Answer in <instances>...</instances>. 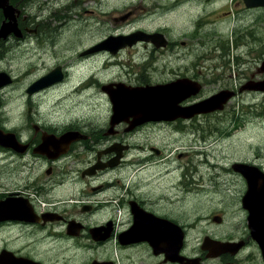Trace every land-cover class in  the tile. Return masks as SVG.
<instances>
[{"label": "flooded vegetation", "instance_id": "1", "mask_svg": "<svg viewBox=\"0 0 264 264\" xmlns=\"http://www.w3.org/2000/svg\"><path fill=\"white\" fill-rule=\"evenodd\" d=\"M222 1L203 0L195 2V5L202 7ZM226 2L227 6L218 8L217 12L220 17H231V28L238 29L236 24L242 28L246 25V20L252 16L253 18L248 20L252 22L250 25H257L264 31V5L250 6L246 0ZM134 3L136 10H130L126 20L116 21V26L138 27L118 29L115 34L141 30L158 33V36L140 38L136 35L141 33H135L127 36L132 38L120 37V40L115 38L117 43L131 41V45L118 48L115 52H112V47L111 51L100 49L88 54H82L84 51L82 50L79 56L87 60L92 55L95 58L104 55L102 63L109 58L114 60V63L117 59H124L121 69L124 70L125 76L118 75V80L110 83H118L119 86L135 90L153 86L167 87L169 92L175 95L173 101L178 108L195 105L223 90L230 91L233 95L225 103L222 111L195 114L191 118L174 116L167 120L146 122L125 120L126 122L115 125L106 122L88 128L75 124H59L54 120L25 121L28 124L26 127L24 124L0 119V264H179L172 261L170 252L171 245L177 241L179 235L187 232L184 217L181 219L180 216L185 210L183 203L177 205L179 199L171 198L168 189L169 169H165V162L169 164L165 159V150L170 147L158 140L163 138V130L170 125L177 131L185 132L190 125L199 126L200 122H206L208 117H216L235 106L244 113V94L248 95L250 91H240V88L245 87L247 81L254 77L264 79V59L250 71L246 81L231 84L219 80L218 77L210 81L206 75H212L213 72L209 67H205L204 72L200 63L208 59L202 54L204 43L196 45L193 49L199 61L188 62L192 56L187 53L170 54L188 50L189 43L202 42L201 35L196 37L195 32L196 28L200 27V16L192 18L196 26L188 32L187 37H177L170 26L148 25V22L168 14L173 9L150 12L147 10L148 3L143 0L142 4ZM178 14V19L183 24L188 21V14L184 12ZM214 15L216 18L213 21H216L218 16L216 13ZM171 19L174 20V15ZM76 21L75 19L66 21L58 31L57 24L62 23L60 19L54 20L49 29L41 26L46 28L47 33L49 31V37L53 34L55 39L68 24L74 25ZM25 28L31 33L38 31L35 27ZM243 31L254 32L243 28L238 34L241 44H244ZM73 32L76 38L77 32L75 30ZM210 36H215V33ZM255 40L258 41L251 37L247 41L253 44ZM6 43L7 41L0 43V53L3 51V55L14 47L12 45L5 48ZM261 56H264V51ZM227 57L228 60L229 58L233 60V54L229 52ZM157 61L160 63L159 68ZM52 67L54 68V64ZM0 72L6 71L0 69ZM28 73L23 71L20 75ZM9 74L14 82L15 77ZM229 74L232 77L235 72ZM35 80L25 87L24 94L29 98L45 90L38 89L33 94L28 93L29 85ZM12 81L0 87V108L4 105L5 87ZM67 82L53 84L54 88L48 91H53L57 86L64 87ZM111 87H114V84ZM76 88L70 90L71 95H74ZM107 91L114 92L110 89ZM262 96L264 99V92ZM31 111L32 107L27 106V113L31 114ZM242 116L240 113L229 121L238 122ZM157 124H164L166 127L154 129ZM70 130L79 131V136L84 137L67 146H65L67 143L59 144L54 141V137L58 138ZM63 149L64 152L60 154L55 151ZM116 157L117 165L104 166ZM19 171H32L33 175L27 176L22 182H16L15 176ZM238 177L244 190L245 183L239 175ZM156 178L162 179L164 189L156 191L152 187V182ZM209 180L211 184H217L216 174ZM17 185L20 188H14ZM247 228L248 231L246 230L243 237H246L245 239L220 237L233 243L229 246L230 250L239 245L235 257L224 260L221 264L234 263L237 254L251 246L261 249L257 236L252 234L248 226ZM14 232L19 234L14 235ZM43 241L54 243V246L43 247ZM239 242L241 244H237ZM38 253H45L46 256H40ZM179 256H186L185 247L179 250ZM222 256L218 259L227 258V254Z\"/></svg>", "mask_w": 264, "mask_h": 264}, {"label": "rangeland", "instance_id": "2", "mask_svg": "<svg viewBox=\"0 0 264 264\" xmlns=\"http://www.w3.org/2000/svg\"><path fill=\"white\" fill-rule=\"evenodd\" d=\"M141 1L9 0L12 6L20 10L18 23L21 26L35 27L38 31L27 33L24 40L12 36L7 40L5 48L12 45L14 47H11L6 55H3V51L0 53V69L11 73L16 81L15 84L12 81L5 87L0 119L5 122L24 124L26 127L28 124L25 121L29 120L52 122L54 119V122L59 124H75L85 126V128L109 122L110 103L100 89V85L108 80L117 79L118 75L125 76L124 70L121 69L124 59H117L114 63V60L109 58L102 63L104 55H99L97 58L93 56L87 60L77 62L75 60L78 58L80 49L108 33L118 29L128 30L138 27L116 26V21L120 20H115V18L126 10L135 11L136 3L134 2L142 4ZM143 2L148 3L147 10L150 12L173 9L168 14L148 22V25L170 26L177 37H187L188 32L196 26L192 18L200 16V27H197L195 32L196 37L201 35L202 42L195 44L188 42V50H179L170 54L187 53L192 56L188 62L199 61L193 49L196 45L204 43L202 54L208 59L200 63L203 65L204 72L205 67H209L213 72L212 75H206L210 81L216 77L231 84L246 81L250 71L264 59V56H261L264 51L263 29L257 25H250L252 22L248 20L252 19V16L246 20V25L242 28L237 24L238 29L231 28V17H220L217 12L218 8L227 6L226 0L202 7H196L193 0H143ZM180 12L189 16L184 24L178 19ZM213 12L218 16L216 21H213L216 18ZM172 15H174V20L171 19ZM125 16L127 17L128 14ZM2 17L0 12V24L4 19ZM56 19L62 21L57 24L59 28L56 31L70 19L77 21L74 25L68 24L54 39L53 34L49 37L48 29L52 27V22ZM35 21L40 25L34 23ZM41 25L48 27V33ZM98 25L100 28H97ZM243 28L254 30V32L243 31L242 42L244 44H241L238 34ZM73 30L77 32L76 38ZM213 33L215 36H210ZM251 37H255L258 41L255 40L256 43L253 44L248 42L247 40ZM228 52L233 54V63L228 60ZM53 64L54 66L56 64L67 65V84L64 87L57 86L53 91L50 90L38 97L26 96L24 90L30 80L38 74L49 71ZM157 67H160L159 61H157ZM23 71L31 72V74L18 75L23 74ZM230 72H235V74L230 77ZM74 73H76V78L73 77ZM79 82L83 83L77 86L74 95H71L70 90L74 89ZM251 84V80L247 81L248 86L241 89L242 86L240 91L250 90ZM244 100V113L235 106L232 110L227 109L216 117H208V120L200 122L199 126L190 125L185 132L177 131L172 125L166 127L164 124H157L154 127V129L166 127L162 132L163 138L158 141L167 143L170 147L165 150V159L169 162V164L165 162V169H169L170 186L168 189L173 200H180L177 205L183 203L185 213L180 216L181 219L184 217L183 220L189 227L188 250L190 251H199L197 244L203 235L211 236V238L235 237L239 239L246 234V212L240 210L238 203L239 195L243 190L242 181L234 174L222 173V171H231L230 163L235 160H248L264 165V99L262 92L250 91L248 95L244 94ZM27 106L32 107L31 114L27 113ZM240 113L243 116L238 122L229 121L233 116H239ZM198 139L202 140L200 145L205 143L206 155L199 154V152L194 153L197 147L195 141ZM205 157L210 164L205 161ZM217 172H219V176H216L217 184H211L209 178L214 177ZM29 175H33L32 171H19L15 176L16 182L26 180ZM152 187L156 191L164 189L162 179L153 180ZM14 188L20 187L17 185ZM215 215L221 216V223H215L212 220ZM18 234L14 232V235ZM50 245L54 246V243L43 241V247ZM238 246L230 251L226 249V246L218 247L217 252L219 253L227 251L226 259L209 257L205 251H202L200 255L206 259V264H221L224 260L235 257ZM38 254L46 256L45 253ZM237 255L235 264H264L253 246ZM229 264L234 263L229 262Z\"/></svg>", "mask_w": 264, "mask_h": 264}, {"label": "bare ground", "instance_id": "3", "mask_svg": "<svg viewBox=\"0 0 264 264\" xmlns=\"http://www.w3.org/2000/svg\"><path fill=\"white\" fill-rule=\"evenodd\" d=\"M246 1L247 3H250L253 0H246ZM254 2L264 4V0H256ZM7 28L15 32L13 27H11V24H7V25L3 24L1 30L4 31ZM136 37L153 38V37L145 36L143 34L142 35L139 34L138 36L136 35ZM127 38H132V37H127ZM117 39L120 40V37H118ZM117 39H112L110 41L112 46L114 44H117L116 42ZM110 48L111 47H109V49ZM2 80H3V76L0 75V81ZM110 95H111V101L113 104V110L115 116H119L123 120H128L126 118L127 116L131 118V121L129 120V122H137L147 116L150 117L146 118V120L151 117L171 118L176 116L181 118H188L195 113L207 112V111H197L199 108L209 109V107L211 106H215V108L221 109L225 101L231 95H233V93L227 90H223L205 99L204 102L202 101L198 104L185 108H178L176 106V104L173 101V97L175 95L171 94L168 88L164 86L149 87L143 90L118 87L117 90H115L113 93H110ZM65 138L66 136H62L57 140L54 139V141L59 143L64 142ZM44 140L46 141V139Z\"/></svg>", "mask_w": 264, "mask_h": 264}, {"label": "water", "instance_id": "4", "mask_svg": "<svg viewBox=\"0 0 264 264\" xmlns=\"http://www.w3.org/2000/svg\"><path fill=\"white\" fill-rule=\"evenodd\" d=\"M2 4H3V0H0V5H2ZM11 27H13V29L15 30V32L17 34L16 25L13 24V25H11ZM5 31L9 32L12 30L7 28V29H5ZM251 82H252V84H251L252 87H250L251 89H255V90L264 89V81H251ZM47 83H48L47 80L43 77V78L39 79L36 83H34L33 86L31 87V89H36L37 87L44 86ZM215 109H217V108H215V106H211V107H209V109L208 108H199L197 111H207L208 112V110L213 111ZM151 118H153V117H151ZM120 119L121 118L119 117L117 119V121ZM239 169L242 172L248 170L247 172L250 173L249 178H247L248 190L246 191V194L243 197V203L247 207H249V209H250V218H251V224L253 226V228H252L253 233L255 236H257L258 242L260 244L264 245V178L262 180L258 177L260 175L255 168H250V169L248 168V169L244 170L242 167H240ZM181 237H182V235L178 238V240L175 242V244H172V249L179 247L178 241ZM210 241H212V240L206 239L204 244L202 245V248H206L209 244L208 250L213 251V244Z\"/></svg>", "mask_w": 264, "mask_h": 264}]
</instances>
